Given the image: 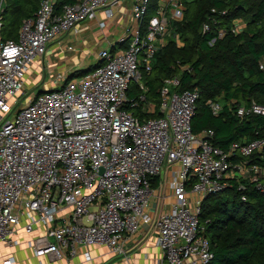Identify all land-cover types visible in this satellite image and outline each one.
Listing matches in <instances>:
<instances>
[{
	"label": "built area",
	"instance_id": "1",
	"mask_svg": "<svg viewBox=\"0 0 264 264\" xmlns=\"http://www.w3.org/2000/svg\"><path fill=\"white\" fill-rule=\"evenodd\" d=\"M125 1L76 0L57 11L56 0H40L33 17L22 21L17 39L0 41V243L17 246L18 229L30 235L42 226L44 236L27 244L34 257L62 252L72 258L85 248L89 261L93 246L125 255L126 238L140 224H153L159 264H209L213 253L199 220L201 202L221 193L235 176L247 173L246 180H258L261 170L246 160L264 149V137L223 150L212 145V131L193 133L199 93L173 91L176 77L163 80L159 91L162 116L146 118L156 107L146 97L143 74H150L168 41L182 46L171 24L182 21L185 5L159 0L148 16L150 0H129L121 13ZM4 6L0 0V26ZM119 16L127 23L110 38L105 30ZM88 22L96 23L103 32L100 42L107 45L96 66L19 101L30 67ZM241 23L233 21L230 31L239 34ZM215 24L203 23L201 32ZM225 35L219 28L208 45ZM134 87L138 92L130 96ZM207 105L213 115L219 113L218 102ZM251 114L264 116V106L252 102L236 110L239 118ZM166 169L174 202L154 218L147 212L151 181ZM14 263L13 256L0 260Z\"/></svg>",
	"mask_w": 264,
	"mask_h": 264
},
{
	"label": "trees",
	"instance_id": "2",
	"mask_svg": "<svg viewBox=\"0 0 264 264\" xmlns=\"http://www.w3.org/2000/svg\"><path fill=\"white\" fill-rule=\"evenodd\" d=\"M158 1L150 0L148 16ZM75 2L56 0L54 5L59 11ZM39 3L40 0H5L0 41L16 40L22 21L33 17ZM184 5L182 21L171 24L182 46L168 41L155 55L150 74H143L148 89L146 97L156 107L153 114L145 117L162 116L158 110L159 91L163 80L176 77L179 86L173 91L197 90L199 93L191 122L193 133L212 131V145L223 150L235 142L263 138L264 116L251 114L239 118L236 110L252 102L264 106V0H184ZM211 9L215 10L214 14ZM237 19L245 22V28L235 35L230 29ZM208 21L216 24L203 34L202 24ZM219 28L225 29L226 35L209 46ZM120 47L125 48L126 43ZM91 69L74 71L67 80L81 77ZM137 92L134 87L130 96ZM209 101L220 104L217 115L211 113ZM246 161L248 166L263 170L264 149ZM157 180L151 181L152 188ZM262 188L264 177L251 182L235 176L221 193L203 199L199 220L213 253L209 264H264Z\"/></svg>",
	"mask_w": 264,
	"mask_h": 264
},
{
	"label": "crops",
	"instance_id": "3",
	"mask_svg": "<svg viewBox=\"0 0 264 264\" xmlns=\"http://www.w3.org/2000/svg\"><path fill=\"white\" fill-rule=\"evenodd\" d=\"M129 6V0L121 6L120 11L125 10ZM119 16L114 23L112 28L109 27L105 30V33L110 34V38H113L114 35L120 33L121 27L124 23H127V18H122ZM91 24V25H90ZM92 26V29L97 30L95 36L99 41L96 42L97 46L105 44L100 42V37L102 31L97 28L95 22L82 23L78 25L77 33H71L64 35L58 42L49 47L48 56L52 55V47H57L58 49H63L64 51L59 53L63 55L65 53L72 52L75 56L74 62L76 67L72 69V73L77 70H85L94 68L97 64V54L94 53L91 49H88L89 52L95 54V63L87 61V66L84 67L86 57L80 59L76 57L79 53L82 52V48L85 46L86 42H78V38L81 32L89 30V27ZM69 37L73 38L76 41V45H72L73 42L69 40ZM84 44V45H82ZM106 45V44H105ZM107 47V45H106ZM105 47V48H106ZM104 49V48H103ZM84 51V49H83ZM86 52V51H85ZM90 55V54H87ZM80 59V60H79ZM92 66V67H91ZM69 75V74H68ZM47 89V87H46ZM167 171L163 172L157 180L156 185L152 188V196L150 198V204L148 206L147 212L152 215L154 218H157L159 214L167 212L174 202V198L171 195ZM160 180V181H159ZM45 228L39 226L36 230L30 234L26 235L21 229H18L13 235V238L16 239L19 244L17 246H7L4 243H0V260L8 256H13L15 259L14 264H159L161 252L156 244L157 232L153 224H140L138 232L131 237L126 238L124 243L125 255H113L104 247L93 246L88 249L91 259L86 261L83 257V252L85 248H80L77 255L72 258H69L65 253H60L58 255L46 254L39 258H36L32 254V250L28 247V242H33L35 238L44 236Z\"/></svg>",
	"mask_w": 264,
	"mask_h": 264
},
{
	"label": "rangeland",
	"instance_id": "4",
	"mask_svg": "<svg viewBox=\"0 0 264 264\" xmlns=\"http://www.w3.org/2000/svg\"><path fill=\"white\" fill-rule=\"evenodd\" d=\"M169 15V13H168ZM91 25V24H90ZM240 28L243 30L245 28V22L242 20V23L240 24ZM112 24L110 25L109 29L112 28ZM97 30L92 29V26L89 27V30H85L80 33L78 42L79 43H84L85 46L82 48V52L79 53L76 57H79L80 59L86 57L87 59L85 60L84 67L87 66V61L91 62L92 64L95 63V54H98L103 48L106 47L105 44H102L98 47L96 42L99 41L97 37L95 36ZM114 39L116 38L115 36L113 37ZM69 40L73 42V38L69 37ZM82 44V45H84ZM72 45H76V41L74 40ZM93 49L92 51L94 53L89 52L88 49ZM84 49V51H83ZM52 51L54 52L50 56H46L44 61H40L38 63H35L30 67V73L27 76V81L24 85V88L22 90V94L20 95L19 101H22V103L27 99V98H32V95L37 94L38 92L46 90V87L51 86L52 83L56 86H61L63 85L68 77V74L72 73V69L76 67L75 62L73 61L75 56L72 54V52L65 53L63 57L62 55H59V53L62 52V49H58L57 47H52ZM61 51V52H60ZM86 51V52H85ZM49 54V53H48ZM90 54V55H87ZM79 59V60H80ZM263 68V67H262ZM261 68V69H262ZM58 76H63L65 79L61 82H56V79ZM62 77V78H63ZM60 80V79H59ZM137 115V112H135ZM167 170V169H166ZM165 170V171H166ZM164 171V172H165ZM258 178L264 177V170L258 171ZM162 176L163 172L161 173ZM252 177V176H251ZM244 179H249L250 175L245 173L243 175Z\"/></svg>",
	"mask_w": 264,
	"mask_h": 264
},
{
	"label": "water",
	"instance_id": "5",
	"mask_svg": "<svg viewBox=\"0 0 264 264\" xmlns=\"http://www.w3.org/2000/svg\"><path fill=\"white\" fill-rule=\"evenodd\" d=\"M48 91H50V90H44V91L38 92L37 94L48 92Z\"/></svg>",
	"mask_w": 264,
	"mask_h": 264
}]
</instances>
